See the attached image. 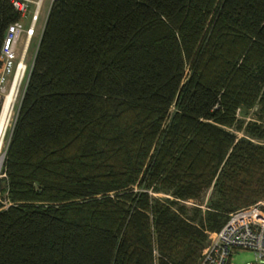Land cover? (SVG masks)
<instances>
[{
	"label": "trees",
	"instance_id": "obj_1",
	"mask_svg": "<svg viewBox=\"0 0 264 264\" xmlns=\"http://www.w3.org/2000/svg\"><path fill=\"white\" fill-rule=\"evenodd\" d=\"M17 19L0 0V44ZM263 117L264 0L51 1L2 158L0 264H196L264 200ZM209 186L204 211L179 202Z\"/></svg>",
	"mask_w": 264,
	"mask_h": 264
},
{
	"label": "built area",
	"instance_id": "obj_2",
	"mask_svg": "<svg viewBox=\"0 0 264 264\" xmlns=\"http://www.w3.org/2000/svg\"><path fill=\"white\" fill-rule=\"evenodd\" d=\"M42 1L9 0L18 13V19L7 25L0 44V112L9 95L3 114L6 126L11 119L16 91L24 77L26 81L30 66L26 65L25 54L30 37L38 25ZM23 17H26L25 24L21 22ZM21 33L23 41L19 50H16ZM2 157L3 154L0 159ZM206 233L207 242L196 264H230V254L237 249L251 250L256 259H264V200L231 211L218 230Z\"/></svg>",
	"mask_w": 264,
	"mask_h": 264
},
{
	"label": "rangeland",
	"instance_id": "obj_3",
	"mask_svg": "<svg viewBox=\"0 0 264 264\" xmlns=\"http://www.w3.org/2000/svg\"><path fill=\"white\" fill-rule=\"evenodd\" d=\"M47 3L48 0H43L41 3V8H40V12H39V21L41 22V20L43 19L42 17L46 14L45 11L47 9ZM50 3V1H49ZM31 9V7L29 6V10ZM22 23H26V17H23L21 19ZM42 26L40 27V25L38 24L36 26V28L34 29V32L32 34V36L30 37L28 46H27V50H26V54H25V62L27 66H30V62L33 58V54L37 45V41H38V37L40 34ZM23 41V35L21 33V36L18 39L17 42V47L16 50H19L21 44ZM25 83V77L23 78V80L20 83L19 86V90H17L16 92V96H15V101L12 105V109H11V119L9 120L6 129L4 131L3 137L1 138L0 141V157L1 155L4 153V149L8 140V136H9V129L12 123V118L15 115L16 112V108L19 102V99L21 97L22 94V89ZM257 105H253L252 107H248V108H239L236 111V118L237 120H240L242 122V124H244L246 121H250V120H256L259 121L258 119V109H257ZM262 122L264 124V117L262 118ZM231 131L233 133L236 134V136L241 137L242 135H244L243 132H241L242 130H236L234 127L231 128ZM255 140V139H253ZM259 142H264V139L262 140H258ZM3 158V157H2ZM2 158L0 159V174H1V164H2ZM157 197L160 198H165L168 197L167 193H163V192H159L154 194ZM215 199V195L213 193V190L211 188V186L207 187L206 189H204L199 196L195 199V200H184V201H179L180 203L184 204L186 207H193L194 205L198 204L199 205V209L200 212L204 211L206 209V207L208 206V203L212 200ZM188 214H190V212H188ZM229 263L230 264H264V259H256L254 253L251 250L248 249H237L235 251H233L230 254L229 257Z\"/></svg>",
	"mask_w": 264,
	"mask_h": 264
},
{
	"label": "bare ground",
	"instance_id": "obj_4",
	"mask_svg": "<svg viewBox=\"0 0 264 264\" xmlns=\"http://www.w3.org/2000/svg\"><path fill=\"white\" fill-rule=\"evenodd\" d=\"M8 100H9V95L6 96V100L3 104V107H2L1 112H0V141H1V138L3 136L2 133L4 131V128L6 129V120L3 117V114H4V110L6 108V105L8 104Z\"/></svg>",
	"mask_w": 264,
	"mask_h": 264
},
{
	"label": "crops",
	"instance_id": "obj_5",
	"mask_svg": "<svg viewBox=\"0 0 264 264\" xmlns=\"http://www.w3.org/2000/svg\"><path fill=\"white\" fill-rule=\"evenodd\" d=\"M48 5H49V0H48V3H47V9H48ZM47 9H46V11H45V13L44 14H46L47 13ZM43 19L41 20V22H38L37 24H39L40 25V27L43 25V21H44V16L42 17ZM39 21V20H38ZM31 63V62H30Z\"/></svg>",
	"mask_w": 264,
	"mask_h": 264
}]
</instances>
